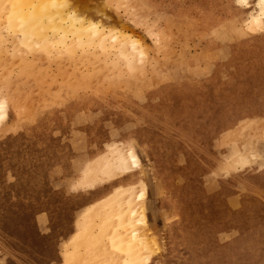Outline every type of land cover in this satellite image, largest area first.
<instances>
[{
  "label": "rangeland",
  "instance_id": "rangeland-1",
  "mask_svg": "<svg viewBox=\"0 0 264 264\" xmlns=\"http://www.w3.org/2000/svg\"><path fill=\"white\" fill-rule=\"evenodd\" d=\"M94 1L136 57L27 49L0 0V264H264L262 0Z\"/></svg>",
  "mask_w": 264,
  "mask_h": 264
},
{
  "label": "bare ground",
  "instance_id": "bare-ground-1",
  "mask_svg": "<svg viewBox=\"0 0 264 264\" xmlns=\"http://www.w3.org/2000/svg\"><path fill=\"white\" fill-rule=\"evenodd\" d=\"M262 4L264 7V0H262ZM101 5H99V3L95 2L94 0H13L12 7H14V9L9 13V23L17 24V29L19 32V34L17 35L18 39L26 46L27 49L30 50H36L38 47L40 49L41 47V52H45L46 50L50 49L48 53H51V50H53V48L51 49L50 46H55L57 44L58 46L63 47L65 51L67 50L68 52H72L78 49V51L80 50L84 55L86 54V56H90L91 54L95 53L96 48H99L102 52H107L108 50L115 47V50L117 48V51L120 50L121 53H127L125 57H127L131 53H135L136 51H138V48H136L133 43L129 44L131 41L128 38V35L126 36L125 33L117 30L114 22H111L110 16L106 15L100 10ZM263 7L262 14H264ZM10 26L11 25H9V27ZM10 29H13V26H11ZM14 41L16 42V40ZM15 42L14 44H16ZM126 44L127 46H129L128 48ZM48 53H45V55H48ZM133 56L136 57V53L135 55L133 54ZM133 56L130 57L132 58ZM4 108L5 105L2 101L0 104L1 113L3 112ZM113 161V166L116 168V172H119L122 166L127 167V160L126 158H124V156L119 155L115 157ZM133 161L135 164L137 163V158L134 155ZM129 211L130 210H128V213L126 212V214L131 213ZM137 215L134 213L132 215L131 213L129 214L131 218L127 215L130 221L128 218H125V221L133 224L134 220H136L135 217H137ZM123 216L124 215H122L121 218H124ZM122 223L127 225L126 222ZM114 233L112 235H114ZM123 236L124 235H121V238H123ZM114 238H116V236ZM132 239L133 238H131V240ZM131 240L129 239V241H125H127L128 244ZM132 243V245L134 246L133 249H135V253L134 255L129 256L131 257V260L129 259V262H127L128 264H141V262H144V257L141 258L142 261L139 259V257H141V255L143 256L142 249L144 244L136 236L134 237ZM124 244L126 243L124 242ZM131 252L133 251L130 250L129 254Z\"/></svg>",
  "mask_w": 264,
  "mask_h": 264
}]
</instances>
